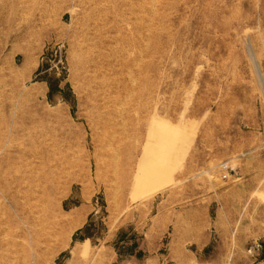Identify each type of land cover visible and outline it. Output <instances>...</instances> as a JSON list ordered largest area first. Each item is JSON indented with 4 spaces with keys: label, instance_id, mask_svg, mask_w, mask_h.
Masks as SVG:
<instances>
[{
    "label": "rangeland",
    "instance_id": "1",
    "mask_svg": "<svg viewBox=\"0 0 264 264\" xmlns=\"http://www.w3.org/2000/svg\"><path fill=\"white\" fill-rule=\"evenodd\" d=\"M108 248L264 264V0H0V264Z\"/></svg>",
    "mask_w": 264,
    "mask_h": 264
},
{
    "label": "crops",
    "instance_id": "2",
    "mask_svg": "<svg viewBox=\"0 0 264 264\" xmlns=\"http://www.w3.org/2000/svg\"><path fill=\"white\" fill-rule=\"evenodd\" d=\"M109 254L90 255L85 258V264H166L165 257L154 252L151 255H118L113 250L107 249ZM111 251H113L111 253Z\"/></svg>",
    "mask_w": 264,
    "mask_h": 264
}]
</instances>
